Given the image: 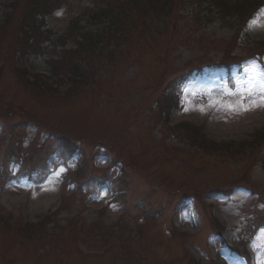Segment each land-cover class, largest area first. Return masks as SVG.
I'll return each instance as SVG.
<instances>
[{
  "label": "rangeland",
  "instance_id": "rangeland-1",
  "mask_svg": "<svg viewBox=\"0 0 264 264\" xmlns=\"http://www.w3.org/2000/svg\"><path fill=\"white\" fill-rule=\"evenodd\" d=\"M63 3L42 24L41 16L36 22L31 0H0V100L5 102L2 109L9 107L0 115L15 111L0 120V152L5 140L18 143L14 154L22 152L25 170H31L48 153L52 143L46 138L55 132L78 141L85 151L80 180L87 174L106 181L107 175L116 178L123 173L118 179L121 188L116 181L100 182L81 204L80 184L66 175L76 170L80 155L68 160L57 153L51 156L50 169H44L47 173L57 164L63 166L41 186L30 181L33 176H19L5 185L0 173V217L38 223L69 203L45 230H3L0 264H194L192 259L199 264H264V256L259 257L264 253V228L251 233L255 221L264 224V141L251 150L234 148L227 153L210 148L205 152L190 144L184 129L171 131L162 120L168 116L162 105L178 93L182 110L172 113V125L182 116L195 117L217 143L252 140L257 131H264V107L254 106L264 95V55H255L264 52L260 45L264 44V8L237 35L247 20L243 15L238 21L230 16L218 18L190 3L178 26L172 21L160 29L154 26L156 32L152 29L145 37L135 35L131 41L108 47L114 56L90 62L89 81L58 98L31 88L29 78L23 80L18 73L20 68H30V75L52 72L48 60L57 46L47 40L45 55L25 59L16 37L28 30L42 35L51 30L54 38L60 37L70 30L71 21L81 14L84 21L97 4L95 0ZM202 16L212 23L199 25L197 18ZM232 54L242 59L240 66H232L229 72L215 66L224 58H234ZM67 68L63 62V72ZM191 72L175 95L167 90ZM68 88L64 84L61 90ZM23 122L29 127L16 129L17 135L10 136ZM37 135L33 149H28ZM99 151L104 155L95 159ZM113 161L118 164L115 172H105ZM20 166L12 163L8 171L26 174ZM250 173L252 181H246L258 195L237 189L227 198L216 192L240 185L236 181ZM193 190L200 193L195 201L176 194ZM142 205L147 216L141 215ZM120 216L122 229L113 230ZM213 217L224 227L218 234ZM54 224L65 227L57 230L60 235L52 234ZM175 226L179 231L173 230ZM89 227L98 237L95 242L76 235L78 229ZM246 248L255 254L252 261L242 255Z\"/></svg>",
  "mask_w": 264,
  "mask_h": 264
},
{
  "label": "trees",
  "instance_id": "trees-1",
  "mask_svg": "<svg viewBox=\"0 0 264 264\" xmlns=\"http://www.w3.org/2000/svg\"><path fill=\"white\" fill-rule=\"evenodd\" d=\"M96 6L86 15L87 27L78 28L77 36L73 40V46L69 49L66 47V42H61L62 50L59 52L54 50L55 56L50 60V67L52 68V75L57 76L63 72V62L67 64L68 68L65 71L71 72L72 76L83 79H88L91 72L90 62L104 58L106 55L111 59L115 52H112L108 47L118 45L120 42L131 41L135 35L137 38L145 37L146 31L156 32V26L159 29L160 25H166L169 18L174 12V7L183 3V0H95ZM213 5L219 8L222 12L225 11L232 17H241L245 7L249 10L256 8L259 5L257 0H212ZM32 10L37 14L44 12V6L39 5L38 0L32 2ZM135 15L136 18L132 19ZM36 19V18H35ZM35 22V21H34ZM35 24V23H34ZM34 24L32 26H34ZM16 37L21 52L31 51L33 53L46 52L47 48L43 47L44 41L39 40L40 34L31 30L25 32L24 36ZM64 39V38H63ZM108 48V49H106ZM55 58L57 60H55ZM59 67L61 72H58ZM91 70V69H90ZM44 84L43 80H37L34 84ZM77 84V81L73 82ZM41 88L40 86H38ZM3 100H0V112L3 110ZM1 116V115H0ZM3 117V116H2ZM22 127V126H18ZM23 129V128H22ZM12 133L15 137L16 131L13 128ZM19 141V140H17ZM10 141L8 145L6 141L2 144L4 148L3 154L5 159H14V149L17 143ZM20 142V141H19ZM198 143L203 144L202 141ZM71 151H74L73 146H69Z\"/></svg>",
  "mask_w": 264,
  "mask_h": 264
},
{
  "label": "snow or ice",
  "instance_id": "snow-or-ice-1",
  "mask_svg": "<svg viewBox=\"0 0 264 264\" xmlns=\"http://www.w3.org/2000/svg\"><path fill=\"white\" fill-rule=\"evenodd\" d=\"M254 106H261L264 107V95H262L257 103H254ZM244 110H248L245 108Z\"/></svg>",
  "mask_w": 264,
  "mask_h": 264
},
{
  "label": "bare ground",
  "instance_id": "bare-ground-1",
  "mask_svg": "<svg viewBox=\"0 0 264 264\" xmlns=\"http://www.w3.org/2000/svg\"><path fill=\"white\" fill-rule=\"evenodd\" d=\"M186 117H187V116H186ZM55 178H56V177H54L53 179H55ZM53 179H52V180H53ZM260 256H264V253H260L259 257H260ZM257 257H258V255H257Z\"/></svg>",
  "mask_w": 264,
  "mask_h": 264
}]
</instances>
